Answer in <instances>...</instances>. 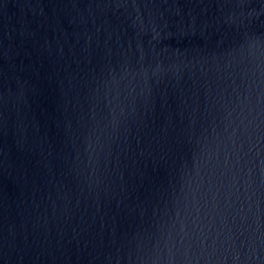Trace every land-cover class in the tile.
<instances>
[{
    "label": "water",
    "instance_id": "obj_1",
    "mask_svg": "<svg viewBox=\"0 0 264 264\" xmlns=\"http://www.w3.org/2000/svg\"><path fill=\"white\" fill-rule=\"evenodd\" d=\"M0 264H264V0H0Z\"/></svg>",
    "mask_w": 264,
    "mask_h": 264
}]
</instances>
